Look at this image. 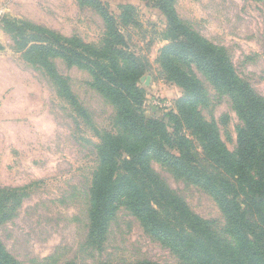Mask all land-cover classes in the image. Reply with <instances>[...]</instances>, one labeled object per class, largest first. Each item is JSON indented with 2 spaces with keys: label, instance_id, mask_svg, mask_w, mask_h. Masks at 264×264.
I'll return each instance as SVG.
<instances>
[{
  "label": "rangeland",
  "instance_id": "rangeland-1",
  "mask_svg": "<svg viewBox=\"0 0 264 264\" xmlns=\"http://www.w3.org/2000/svg\"><path fill=\"white\" fill-rule=\"evenodd\" d=\"M100 1L115 16L129 51L140 60L142 74L137 82L146 117L161 120L169 112L177 113L184 90L159 62L161 51L170 44L165 40L164 13L143 0ZM127 5L134 11H123ZM173 6L184 23L226 51L240 77L264 98V0H173ZM0 14V21L30 22L86 44L100 46L106 38L102 17L78 0H0ZM0 45L2 75L16 84L9 91L20 95L17 102L24 110L22 120H0V189L24 195L18 216L0 230L9 252L20 264L142 260L181 264L145 234L125 208L113 222L104 248H86L88 193L99 168L96 147L106 134L120 131L115 106L94 88L88 71L55 59L69 87V93L62 92L42 69L26 63L2 23ZM197 74L208 97L202 115L216 124L228 150L235 151L242 122L232 101ZM153 166L195 213L221 230L223 215L208 194L176 179L159 164Z\"/></svg>",
  "mask_w": 264,
  "mask_h": 264
},
{
  "label": "trees",
  "instance_id": "trees-1",
  "mask_svg": "<svg viewBox=\"0 0 264 264\" xmlns=\"http://www.w3.org/2000/svg\"><path fill=\"white\" fill-rule=\"evenodd\" d=\"M168 20L159 62L184 90L178 112L148 119L138 87L140 60L129 51L115 16L100 0H78L104 20L102 44L66 38L36 24L2 19L16 51L42 69L62 92L69 93L55 59L88 71L94 88L116 109L120 131L97 145L99 168L88 193L85 246L101 251L122 208L143 231L181 264H264V98L234 68L226 51L184 23L173 0H143ZM123 11H134L130 5ZM200 73L221 95H227L242 125L237 148L230 151L215 123L201 108L208 102ZM159 164L176 179L208 194L224 218L221 230L195 213L154 168ZM21 191L0 189V230L18 215ZM0 264H20L0 237ZM64 264H78L68 261ZM97 264H118L99 262ZM124 264H160L142 260Z\"/></svg>",
  "mask_w": 264,
  "mask_h": 264
},
{
  "label": "crops",
  "instance_id": "crops-1",
  "mask_svg": "<svg viewBox=\"0 0 264 264\" xmlns=\"http://www.w3.org/2000/svg\"><path fill=\"white\" fill-rule=\"evenodd\" d=\"M1 57L2 56H0V61ZM2 74L3 71L0 65V120L8 117L12 120H22L24 119V110L20 103L17 102V98L20 95L18 93L14 95L13 91H9L12 89V87L16 88V84H11V82L6 81ZM12 97H14L15 100L12 99ZM10 107L11 109H9Z\"/></svg>",
  "mask_w": 264,
  "mask_h": 264
},
{
  "label": "water",
  "instance_id": "water-1",
  "mask_svg": "<svg viewBox=\"0 0 264 264\" xmlns=\"http://www.w3.org/2000/svg\"><path fill=\"white\" fill-rule=\"evenodd\" d=\"M0 51H1V45H0Z\"/></svg>",
  "mask_w": 264,
  "mask_h": 264
},
{
  "label": "built area",
  "instance_id": "built-area-1",
  "mask_svg": "<svg viewBox=\"0 0 264 264\" xmlns=\"http://www.w3.org/2000/svg\"><path fill=\"white\" fill-rule=\"evenodd\" d=\"M0 16H1V14H0ZM1 19V18H0Z\"/></svg>",
  "mask_w": 264,
  "mask_h": 264
}]
</instances>
